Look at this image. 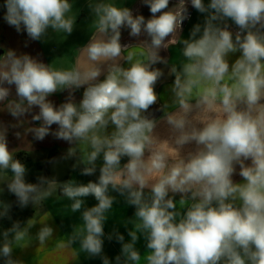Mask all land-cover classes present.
<instances>
[{"label":"clouds","instance_id":"9594fccd","mask_svg":"<svg viewBox=\"0 0 264 264\" xmlns=\"http://www.w3.org/2000/svg\"><path fill=\"white\" fill-rule=\"evenodd\" d=\"M75 3L3 0L0 12L27 48L50 32L70 36ZM138 4L88 0L94 31L68 69L0 45V111L11 117L0 120V197H14L0 198V264H27L17 250L56 238L50 212L23 223L12 213L57 191L82 221L57 245L73 257L78 249L100 264H264V0ZM191 10L198 19L181 39ZM174 44L176 63L164 55ZM10 130L17 140L64 142L59 160L95 179L29 182ZM121 201L134 209L132 227L123 224L128 239L115 226L106 232ZM106 241L119 244L114 257Z\"/></svg>","mask_w":264,"mask_h":264},{"label":"crops","instance_id":"0c3cea01","mask_svg":"<svg viewBox=\"0 0 264 264\" xmlns=\"http://www.w3.org/2000/svg\"><path fill=\"white\" fill-rule=\"evenodd\" d=\"M85 3L86 5H88L87 4L88 0H86ZM128 6L139 7L138 0H135V2L134 0H131V2L128 3ZM86 7L84 9H86ZM141 11L145 16L150 15L147 8H142ZM191 11H192V21L186 23L185 31L182 33V36L180 37L181 39L187 37L188 29L191 27V23L196 22V20L198 19L199 14H197L194 10H191ZM91 31H94V29L92 28ZM90 34L91 32L89 33V35ZM89 35L83 41V43H81L80 45L72 49V52L69 56V62L71 64V67H73L75 64L77 49L88 40ZM123 42L125 43L129 42V37L126 31L123 33ZM133 42L137 44L140 43V41H133ZM164 55H166L170 59L171 62L173 63L178 62L180 59V45L179 44L170 45L169 49L167 50L166 53H164ZM168 83H171V80H169ZM164 87H165L164 85H159L157 90L162 92ZM64 95H63V98H64ZM53 99L56 100L57 103H59L61 97L59 98L53 97ZM29 126L30 125L28 123H25L24 126L18 130L23 132V128H27ZM26 139H28V142H31V144L35 142L32 140L31 136L28 137L27 135V136H24L22 139H20V142L18 141V143L15 146L10 147L11 150L13 152H19V153L25 154V152L27 153L28 150H31L33 148L34 149L38 148L37 146H41L40 148L44 150H50L55 147L61 150L67 147V145L64 142L56 141L52 139L51 137L46 138L49 145H47L46 142L45 143L35 142L34 144L35 147L34 146L31 147L32 145L31 146L25 145L27 141ZM72 177H75L78 181L85 182V183L89 179H95V177L80 176L78 170L71 171L68 179ZM236 179L239 180V177H236ZM94 203H95L94 199L88 198V201H87L88 206H91ZM70 204H71V201L59 195L57 191L53 194L52 197L46 200L42 206H37V209H35L37 212L34 213L32 216H28L24 221L32 217L36 219L37 221L43 220L46 218V213L50 212L53 219L49 221V223L53 228L57 230L56 238L51 240L46 246H43L40 248H36L35 246H33L24 251L17 250L16 256L25 260L27 264H100L99 260H89L85 256V254L79 253L78 249L76 250L78 252V256L73 257L70 251L65 250V249H60L57 247L58 243L61 240L67 239V237L71 234L73 225H78L82 223L80 219V213L79 212L73 213L70 209ZM133 212H134V209L130 207H126L122 201L114 205L112 213L109 214V220L106 224V232L111 231L112 228L115 226L119 229L121 233H124L126 239H128L126 232H125V228L123 227V224L127 222L128 227L129 228L132 227V224L134 222V217L132 215ZM24 221H22V223ZM39 227L40 225L37 224V227L32 230L33 233H35V231H37ZM138 247H140L141 252L143 254L144 249L142 246V242L140 245H138ZM119 248H120L119 244H117L115 241L111 243L106 241L105 243V252L110 257H114V255L118 254Z\"/></svg>","mask_w":264,"mask_h":264},{"label":"rangeland","instance_id":"374dc122","mask_svg":"<svg viewBox=\"0 0 264 264\" xmlns=\"http://www.w3.org/2000/svg\"><path fill=\"white\" fill-rule=\"evenodd\" d=\"M3 0H0L2 3ZM86 0H76L74 11L77 14V26L75 31L70 35L65 37L62 34L49 33V39L47 43H39V42H30L27 48L24 47V42L27 39L25 35H18L13 28L8 27L2 20V12H0V45H3L5 48H15L19 51H25L32 55H40V58L46 62L51 63L54 68L57 69H68L71 68V64L69 62V56L74 47L83 43V41L87 38L89 33L92 30V16L90 14L89 8L86 5ZM110 2H114L116 4H122L127 2L130 3L131 0H110ZM88 4V3H87ZM87 6V7H86ZM86 7V9H84ZM84 15V16H82ZM3 51V49H0ZM56 97H61L60 101H62L63 95H58ZM55 97V98H56ZM63 98V99H62ZM0 120L4 122H8L11 120V117L6 115L3 111H0ZM24 130V128H23ZM9 137V148L15 146L18 141L10 131ZM30 137V135H28ZM29 139V138H28ZM26 139L25 145L34 146L35 142L31 144ZM49 145L47 140L45 139L41 143H45ZM35 147V146H34ZM38 148H33L28 150L27 160H25L26 166L29 168L28 180L29 182H36V177L39 176L40 166L42 163L52 154L54 151L64 153L67 150V147L59 150L58 148H52L50 150H44L40 148L41 146H37ZM57 149V150H56ZM11 150V148H10ZM16 155L19 152H13ZM10 176L11 173H8ZM4 187V178L3 173H0V188ZM4 199L12 200L14 197L8 196L4 194L2 197ZM34 208V209H32ZM37 207H32L31 205L21 211L19 209H13V219H19L21 222L24 221L28 216H32L37 211L35 210ZM4 227H9L10 221H3Z\"/></svg>","mask_w":264,"mask_h":264},{"label":"water","instance_id":"95a60500","mask_svg":"<svg viewBox=\"0 0 264 264\" xmlns=\"http://www.w3.org/2000/svg\"><path fill=\"white\" fill-rule=\"evenodd\" d=\"M0 52H2V50H0ZM62 154L63 153L57 151L50 154V156L40 166L39 175H55L60 181L67 180L72 171V167L71 162L59 160V157H61Z\"/></svg>","mask_w":264,"mask_h":264},{"label":"trees","instance_id":"16d2710c","mask_svg":"<svg viewBox=\"0 0 264 264\" xmlns=\"http://www.w3.org/2000/svg\"><path fill=\"white\" fill-rule=\"evenodd\" d=\"M15 158L21 160L23 163L25 162V160H27V154H24V153H19V154H16L14 155ZM59 193V192H58ZM60 195V194H59Z\"/></svg>","mask_w":264,"mask_h":264}]
</instances>
